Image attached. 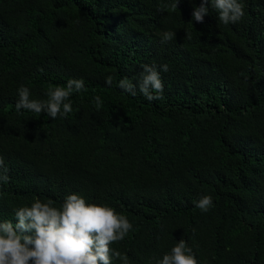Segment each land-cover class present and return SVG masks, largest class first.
<instances>
[{"label":"trees","instance_id":"trees-1","mask_svg":"<svg viewBox=\"0 0 264 264\" xmlns=\"http://www.w3.org/2000/svg\"><path fill=\"white\" fill-rule=\"evenodd\" d=\"M239 2L223 24L210 2L193 19L202 0H0V222L75 193L132 224L110 245L128 264H157L181 239L198 264H264V0ZM144 65L162 99L140 92ZM69 79L85 90L66 117L16 110L21 86L46 101Z\"/></svg>","mask_w":264,"mask_h":264},{"label":"clouds","instance_id":"clouds-1","mask_svg":"<svg viewBox=\"0 0 264 264\" xmlns=\"http://www.w3.org/2000/svg\"><path fill=\"white\" fill-rule=\"evenodd\" d=\"M218 12L223 24L236 23L244 15V5L239 0H202L201 6L193 12V19L202 23L208 15V3ZM179 0L172 5L177 8ZM173 32L163 33V42L172 40ZM187 39L190 35L187 34ZM161 70L168 71L162 65ZM113 84V77L106 78V85ZM117 87L132 96L136 95V85L127 78H122ZM164 85L159 72L154 66H143L139 81V90L149 100L163 98ZM82 79H69L65 86L49 88L46 101L30 99V91L21 86L18 89L19 100L15 107L18 112L27 110L37 114L46 113L53 120L58 116L66 117L72 112L69 97L73 92L84 91ZM94 103L99 109L102 101L96 96ZM62 109V111H61ZM8 169L0 157V182L7 183ZM201 212L213 207L210 196H204L194 202ZM133 226L122 214L113 208L97 204H88L78 194H70L60 208L35 200L31 206L15 210V223L0 222V264H112L113 258L122 264H128V257L110 247L113 243L123 241ZM157 264H198L192 249L181 239L163 255Z\"/></svg>","mask_w":264,"mask_h":264}]
</instances>
